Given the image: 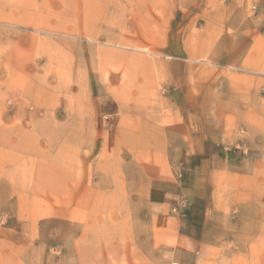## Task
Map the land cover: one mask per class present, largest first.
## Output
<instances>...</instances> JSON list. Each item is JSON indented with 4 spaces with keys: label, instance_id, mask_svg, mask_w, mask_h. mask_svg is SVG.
Returning a JSON list of instances; mask_svg holds the SVG:
<instances>
[{
    "label": "rangeland",
    "instance_id": "1",
    "mask_svg": "<svg viewBox=\"0 0 264 264\" xmlns=\"http://www.w3.org/2000/svg\"><path fill=\"white\" fill-rule=\"evenodd\" d=\"M185 176L193 264H264V0H0V264H177Z\"/></svg>",
    "mask_w": 264,
    "mask_h": 264
},
{
    "label": "crops",
    "instance_id": "2",
    "mask_svg": "<svg viewBox=\"0 0 264 264\" xmlns=\"http://www.w3.org/2000/svg\"><path fill=\"white\" fill-rule=\"evenodd\" d=\"M101 79L94 78L90 81V89L94 93L91 96L90 100V122H91V139L96 140L97 138H104V135L100 137V131L103 129L104 126L102 123V118L104 116H111L113 117L114 123L118 125L115 128V132H118L121 127V120L119 118L117 106L114 105V101L111 95L107 93L111 92V85L109 86L103 81V84L100 83ZM89 85V86H90ZM86 90H88L86 86ZM118 117V118H117ZM185 129V125L183 126ZM189 130V129H188ZM105 130L103 131L104 134ZM123 131L120 133L122 134ZM177 133L174 129L165 130L166 139H173L174 137H170L169 134ZM179 138L177 139H191V134L187 131V136L178 135ZM121 137V135H120ZM203 152H209V146L205 144L203 147ZM174 155L173 161L175 163H179L182 161L190 162L191 157L190 155H186L182 151H174L172 152ZM202 171V170H201ZM200 171V172H201ZM176 185L173 187H169V189L165 190L162 195L161 206L162 210L166 211L169 215V210L171 209L172 205L180 203L182 199H186L189 197H193L194 192L198 189V184L195 180L191 179L188 176L183 178V181H177ZM179 193V195H178ZM177 200V201H176ZM180 201V202H179ZM194 204L195 201H192ZM197 218V217H196ZM195 216L193 217L192 211L186 212L185 216L182 217H174L172 214L168 216L170 221L171 227H175L176 234L179 236V245L173 250L172 252V259L177 264H193L196 262L197 257L195 253L196 242H197V232L194 230L196 223Z\"/></svg>",
    "mask_w": 264,
    "mask_h": 264
}]
</instances>
